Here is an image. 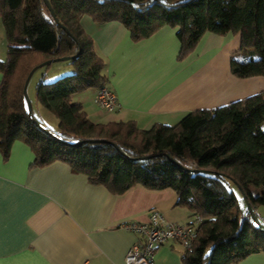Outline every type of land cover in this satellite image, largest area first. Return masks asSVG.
<instances>
[{
    "label": "trees",
    "instance_id": "obj_1",
    "mask_svg": "<svg viewBox=\"0 0 264 264\" xmlns=\"http://www.w3.org/2000/svg\"><path fill=\"white\" fill-rule=\"evenodd\" d=\"M49 2L54 15L44 0H0L7 35V59L0 60L4 158L21 140L35 155L33 166L65 162L114 194L137 184L173 189L177 205L192 221L200 218L193 249H183V264H235L264 252V223L256 210L264 206V91L148 129L134 121L95 122L72 99L108 83L105 60L81 25L84 15L97 23H123L134 41L165 25L177 28L179 59L206 32L239 34L240 53L229 63L234 75L245 78L264 76V0ZM58 57H70L75 70L51 82L40 79L35 95L59 119L54 131L27 108L24 88L34 70Z\"/></svg>",
    "mask_w": 264,
    "mask_h": 264
},
{
    "label": "crops",
    "instance_id": "obj_2",
    "mask_svg": "<svg viewBox=\"0 0 264 264\" xmlns=\"http://www.w3.org/2000/svg\"><path fill=\"white\" fill-rule=\"evenodd\" d=\"M91 18L84 15L81 25L104 58L106 86L119 101L118 107L106 112L95 102L97 88L74 93L73 101L82 103L95 122L134 121L144 129L156 123L176 125L191 111L264 91V76L241 78L231 71L229 62L241 49L239 34L206 32L194 51L179 59L177 28L165 25L134 41L123 23H97ZM2 22L0 17L4 61L7 35ZM47 67L42 78L51 69ZM65 70L55 68L57 73ZM2 78L0 72V83ZM35 100L38 103L36 96ZM11 146L6 158L0 149V264H127V251L140 236L124 228L126 223L147 222L152 209L175 224L192 221L189 211L177 205L173 189L137 184L114 194L65 162L33 166L35 155L21 140ZM176 243L180 244L170 240L159 246L155 263L171 264L169 255L178 261L184 250L176 249ZM235 264H264V252Z\"/></svg>",
    "mask_w": 264,
    "mask_h": 264
},
{
    "label": "built area",
    "instance_id": "obj_3",
    "mask_svg": "<svg viewBox=\"0 0 264 264\" xmlns=\"http://www.w3.org/2000/svg\"><path fill=\"white\" fill-rule=\"evenodd\" d=\"M95 102L101 109L111 111L118 107L119 101L115 92L104 85L98 88ZM157 209L149 213V220L143 224L131 221L124 228L137 233L140 239L135 242L126 255L127 264H156L154 254L156 249L170 240H177L185 250L193 249L194 239L200 218L188 224H175L164 217Z\"/></svg>",
    "mask_w": 264,
    "mask_h": 264
},
{
    "label": "rangeland",
    "instance_id": "obj_4",
    "mask_svg": "<svg viewBox=\"0 0 264 264\" xmlns=\"http://www.w3.org/2000/svg\"><path fill=\"white\" fill-rule=\"evenodd\" d=\"M36 58V57H35ZM34 60V58L32 59ZM38 60V59H37ZM56 66H65L66 70L62 71L60 73L55 72V68ZM47 66H43V67H39L38 70H34V72L32 73V75L30 76L28 82H26V96H28V100L30 102V108L34 111V113L39 117V119L42 121V123L51 128L54 131H57L59 128V119H57V117L51 113L49 110L45 109L44 107H42V105L38 102H36L35 100V95H36V83L39 81V79H42V74L43 72H46L45 70H47ZM50 71L48 72V75L45 78V81H50L60 77L62 75L68 74V73H72L75 70L74 64L71 62V60H64V61H57V62H53L50 64ZM38 79V81H37ZM28 105V103H27ZM29 107V106H28ZM27 107V108H28ZM45 110V111H44ZM104 110V109H103ZM105 111V110H104ZM45 112V113H43ZM107 112V110H106ZM150 127V126H149ZM258 212V215L261 219V222L264 223V206H258V208L256 209ZM176 249H179L180 252L185 249L184 246L182 244L176 243L174 244ZM175 249V250H176ZM180 254L178 253V261L175 260L171 255H169L168 257V263L171 264H180L182 263L181 259H180Z\"/></svg>",
    "mask_w": 264,
    "mask_h": 264
},
{
    "label": "water",
    "instance_id": "obj_5",
    "mask_svg": "<svg viewBox=\"0 0 264 264\" xmlns=\"http://www.w3.org/2000/svg\"><path fill=\"white\" fill-rule=\"evenodd\" d=\"M44 2L46 3V5L48 6V8L51 10V12H52V14L54 15V11H53V9H51V5H50V2H49V0H44ZM68 59H70V57H58V58H54V59H51V60H49L48 62H50V63H53V62H57V61H64V60H68ZM43 65V64H42ZM26 84V83H25ZM27 85V84H26ZM26 85H25V88H24V92H25V98H26V100H27V103H28V108L29 109H31L30 107V102H29V100H28V96H26L27 94H26ZM88 141H90L91 143H94V142H105L106 140H103V139H90V140H88ZM89 142V143H90Z\"/></svg>",
    "mask_w": 264,
    "mask_h": 264
}]
</instances>
